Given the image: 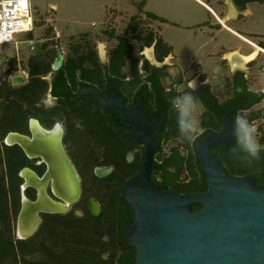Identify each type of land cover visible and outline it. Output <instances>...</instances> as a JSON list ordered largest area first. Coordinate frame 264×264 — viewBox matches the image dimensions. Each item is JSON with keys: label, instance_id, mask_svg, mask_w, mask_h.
Here are the masks:
<instances>
[{"label": "flooded vegetation", "instance_id": "af4514ba", "mask_svg": "<svg viewBox=\"0 0 264 264\" xmlns=\"http://www.w3.org/2000/svg\"><path fill=\"white\" fill-rule=\"evenodd\" d=\"M240 1L244 2L245 0ZM257 1L264 2V0ZM68 51L72 55L77 53L71 48ZM39 54L44 59L46 58L44 65L48 71L33 76L30 72V61L31 58ZM52 54H54L53 59H50ZM145 62L139 68L140 75L135 76L131 69V75L124 72L123 68L114 73L113 62L110 60H72L70 54L57 45L42 47L29 57L28 69L27 72L24 71L23 81L16 82L14 80L17 85H20V88L16 89L20 90L21 94V90L26 85L39 78L48 83L46 97L50 98L49 103L46 100H40L41 102L37 103V108L42 109L40 116L34 115L38 111L36 109L34 111L32 103H28L29 117L26 126L9 132L4 138L0 135L3 147L4 145L18 146L28 160L26 167L17 172V175L23 179L20 190L26 198L36 202L40 192L34 185L24 188L26 180L22 173L25 170H30L40 180L50 174L45 186V193L54 202L66 204L65 200L55 193L49 158L44 156V153L37 151L32 152L34 155L30 156L19 143L8 145L6 142L7 137L12 133L34 140L33 120H36L43 130L50 133L54 132L53 125L57 120L65 123L66 132L60 137V147L69 161L74 178L80 185V196L75 204L80 202L89 190L91 197L87 201V210L91 213H93L91 208L93 201L99 205L100 211H102L97 196L106 198L110 212H120V199L123 201L122 193L125 185L144 169L147 145L142 140L146 138V131L150 129L152 130L153 145L156 147L152 156L151 182L153 185L161 191L176 192L184 196L204 195L208 192L206 175L200 164L197 147L207 135L220 134L225 127V117L233 112L235 118L234 111L227 112L226 107L220 108L218 105L228 99L223 101L218 99L219 104H213L218 114L207 113L203 103V100L207 98L203 92L206 86L199 84L195 91L199 93L197 99L203 109L200 112L202 129L195 140L185 139L178 129L177 112L169 105L170 100L163 98L173 91L167 89L161 80L160 68L166 66L151 65V73L145 75ZM159 63H163V61ZM69 69L70 71L76 69L75 76L73 80H68L66 86L61 72L70 73ZM151 74L159 77L161 86L164 87V95L154 91L153 83L150 81ZM15 93L17 94L18 91ZM99 100L104 102V105H101ZM144 114L146 117L142 116ZM50 121L53 122L52 125L49 124ZM76 121L82 122V129L75 126ZM231 147L226 148L222 144H216L212 146L211 152L219 160V157L224 154L223 148L225 151ZM99 171L104 174L101 172L103 175H100ZM197 181H200V188L203 189L206 186L207 189L200 193L190 191ZM125 205L132 210L130 205ZM70 207L71 204L68 209ZM43 214L49 215L48 213ZM130 222L133 221L125 223L123 227L124 236L119 241L121 247L127 244L125 227ZM133 248H129L130 251ZM129 255L132 257L133 253ZM122 257H125L123 251L120 252V258Z\"/></svg>", "mask_w": 264, "mask_h": 264}, {"label": "water", "instance_id": "95a60500", "mask_svg": "<svg viewBox=\"0 0 264 264\" xmlns=\"http://www.w3.org/2000/svg\"><path fill=\"white\" fill-rule=\"evenodd\" d=\"M154 61L153 66L161 67ZM233 120L230 112L224 119V130L207 135L197 147L208 186L204 195L184 196L153 185L156 147L152 130L146 131L142 140L147 145L144 169L122 193L123 202L132 207L134 215V221L125 227L127 246L136 250L133 264H264V189L251 178L230 176L211 152L216 144L233 145ZM197 204L201 208L195 211ZM91 208L98 216L99 205L93 201Z\"/></svg>", "mask_w": 264, "mask_h": 264}, {"label": "trees", "instance_id": "16d2710c", "mask_svg": "<svg viewBox=\"0 0 264 264\" xmlns=\"http://www.w3.org/2000/svg\"><path fill=\"white\" fill-rule=\"evenodd\" d=\"M153 18H157L153 16ZM158 19V18H157ZM165 21V20H162ZM154 42V37L149 38V46ZM125 37L120 39V44L111 54L113 61L114 73L120 71L124 67L127 57L132 51V46L126 45ZM158 52V60L162 62L165 57L171 52V48L164 44L163 40L159 39L156 44ZM97 60V53L93 54ZM54 56V54H53ZM50 58V57H49ZM72 60L85 61L84 55ZM44 59L41 54L35 55L30 61V72L34 76L46 73ZM131 70L135 76H139V60H132ZM75 70L66 73L61 72L64 85L67 86L68 80H73ZM144 70L151 73V65L148 61L145 62ZM150 81L153 83L154 91L163 93L164 87L161 86L159 77L150 75ZM232 87V97L223 104H219L218 98L211 92L210 87L204 88L203 92L207 98L203 100L207 113H217L216 107L213 104H219L220 108L226 107L234 111V116L251 110L254 106L262 101L260 93L249 90L248 81L244 76L235 79ZM239 90V91H238ZM15 91H18L16 94ZM14 89L6 91L3 96L7 101V106L0 114V135L4 138L9 132L19 130L20 127L26 126L28 119L27 105L32 103L38 111L35 116L41 115L40 108H37V103L41 99V95L45 96L48 91V83L41 79H35L21 90ZM16 94V95H15ZM192 94L198 98L199 93L193 91ZM16 96V99H15ZM176 96L175 90L168 96H163L164 100H170ZM169 101V105H171ZM172 106V105H171ZM33 116V117H35ZM221 117V116H220ZM50 121V125H52ZM199 141V139H198ZM197 141V142H198ZM264 145V141L262 142ZM4 156L0 150V168L7 170V176L4 172L0 174V264H17L16 247L12 244L8 235V224L4 223L8 220L7 215L10 206L14 209L15 216L20 211L21 192L20 186L23 179L17 175L21 169L26 167L27 158L22 150L17 147L5 146ZM223 155L219 157V161L226 169L230 176L238 178H251L255 180L256 186L264 189V151L260 153V159L255 161L251 167H247L239 160L234 159L230 149H226ZM227 163V166L225 165ZM241 166V168L239 167ZM2 171V170H1ZM15 171V173H14ZM207 188H200L194 192H203ZM120 212L104 211L98 216L93 215L87 210L83 217L66 216L52 217L45 215V219L53 220V224H44L41 226L38 233L29 238V240H19L17 248L23 254H33L36 256V261L23 260V264H133L136 257V250L131 251L127 244L120 246L119 241L124 236V225L129 221H134V215L129 206H126L120 199ZM128 207V208H127ZM200 204H197L193 209L199 210ZM6 220V221H7ZM125 253V257L120 258V252ZM130 253L133 256L130 257ZM107 255L105 258L104 256Z\"/></svg>", "mask_w": 264, "mask_h": 264}, {"label": "crops", "instance_id": "0c3cea01", "mask_svg": "<svg viewBox=\"0 0 264 264\" xmlns=\"http://www.w3.org/2000/svg\"><path fill=\"white\" fill-rule=\"evenodd\" d=\"M97 1L98 8L103 6L106 10V16L100 29L78 33L62 31L56 24V18H52L55 9L61 11V7L60 4H53L52 10L54 11L48 10L46 16L38 17L35 30L20 35L16 43L21 39L30 40L29 42L34 48L39 45L38 43L46 42L49 39L56 40V45L61 47L63 44L59 41L69 42L78 36L107 31L108 24H112L111 29L116 30V24L125 20V33L122 36L118 33L107 34L110 40L117 42L113 52L118 48L121 38L127 39L126 33L131 28L133 21L148 18L151 21V28L155 31L154 42L150 45L155 60L159 62L156 50L159 39L171 48V52L160 65L161 67L165 65L168 68L167 72L171 76L170 79L172 78L175 82V87L183 85L184 80L197 79L195 89L199 84H203L210 87L211 92L223 101L232 97L231 85L235 79L244 76L248 81L249 90L260 93L262 97L260 103L264 101V66L258 65L261 54H264V2L257 0H245L244 2L240 0H129V2L116 0L110 7L104 3L106 0ZM69 2L70 4H67L69 8L70 5L75 7L71 12V16L74 17L77 10H82L81 8L87 0H70ZM89 3L90 0H88ZM64 6L65 4L62 8ZM36 9L37 7L35 12ZM178 16L182 17L178 20L175 19ZM38 20L42 21L40 25H38ZM76 24L78 23L76 22ZM168 29H178L190 34L180 52H182L181 56L192 64L188 66L178 64L179 55L176 54L175 43L171 40L172 35L169 36V32L167 33ZM48 33H50V38H41L42 35ZM28 37L30 39H27ZM43 45L41 47H44ZM105 47L107 49V45ZM70 48L72 49V47ZM67 50L64 49V51ZM105 52V59H103L97 51L96 61H111V55L109 56L107 50ZM81 55L84 54L75 53L70 58H78ZM142 55L145 56L144 53ZM202 55L203 59L201 60L200 56ZM230 55L236 57L234 60L236 64L230 61ZM244 57L250 59L244 64L245 67H241ZM146 60H148L147 57ZM148 62L152 65L150 60ZM204 62H207V66L214 64V74L209 73L208 69L203 67ZM203 77L204 80H201ZM228 80L230 82L227 84ZM221 94L224 95V98H220Z\"/></svg>", "mask_w": 264, "mask_h": 264}, {"label": "rangeland", "instance_id": "374dc122", "mask_svg": "<svg viewBox=\"0 0 264 264\" xmlns=\"http://www.w3.org/2000/svg\"><path fill=\"white\" fill-rule=\"evenodd\" d=\"M70 0H31L32 5L34 8L37 7V11L35 12V18L37 20L38 17H42V16H46V13L48 10H52V5L53 4H60L61 7V11H54L53 12V17L52 18H56V24L58 26L59 29H61L62 31H65L66 33H78V32H83V31H93V30H98L102 27L103 21L105 19V14H106V10L105 7L103 6H97V0H90V3L88 4V0L87 2L84 4V6L81 8L82 10H77L76 14L74 15V17L71 16V12L74 11V6L70 5V8L68 7V3ZM116 0H106L104 3L110 5V7H112L113 2H115ZM126 1V0H125ZM129 2V0H127ZM65 4L64 8H62V6ZM88 6H90L88 8ZM198 8V7H197ZM203 14V13H202ZM182 16H178L175 17V19H179ZM204 18V17H203ZM262 18V17H261ZM42 20V18H40ZM45 19V18H44ZM41 20H38V25H40L42 23ZM186 20V18H185ZM40 22V23H39ZM76 22L78 24H76ZM116 23V22H115ZM96 25V26H95ZM116 30L115 29H111L113 26L112 24H108L107 27V31H99V32H95V33H90V34H85L82 37L78 36L75 37L73 39H71L69 42L68 41H63L59 43L63 44L61 47H63V49L67 50L70 47H72V50H75L78 54H84L86 60H96L94 58L95 53H97V51L99 52V54H101V47L103 46V48L105 50L108 51L109 56L112 54V50L113 48L116 46V41H112L110 40V38H108L109 36L107 34H120L121 36L125 33V25H126V21L122 20L120 21L118 24H116ZM151 21L148 18L145 19H140L138 21H133L131 28L128 30V33H126L127 36V43L126 45L132 46V51L129 54V56L127 57L126 63L123 67V71L124 72H128L129 75L131 72V63L132 60L136 59L139 60V68L141 66V64L143 62L146 61V57L142 55V53L146 50V49H152L151 46H149V38L151 36L154 37L155 35V31L151 28ZM114 31V32H113ZM169 32V33H168ZM168 35H172L171 40L175 43L176 46V54L179 55L178 59V64H182L185 66H188L189 64H192L191 62H189L188 60L184 59L181 55L182 52H180V50L183 49L184 47V43L186 42V40L188 39V37L190 36V34H188L185 31L182 30H178V29H168L167 30ZM50 33H48L47 35L45 34L44 36L42 35L41 38H50L51 36L49 35ZM167 35V37H168ZM40 38V39H41ZM27 39H30V37H28ZM30 40H25V39H21L18 43H11V44H4L2 46H0V114L2 113V111L4 110V108H6L7 106V101L4 100L3 96L5 95L6 91L8 92L9 90H14L16 88H20V85H17V83L14 82V78L17 76H23L25 77V72H27V62L30 56H32L34 53H36L37 51H39L42 47V45L45 47L46 46H56V40H46V42H42V43H38L39 45L34 48H32L31 43L29 42ZM112 41V42H111ZM105 45H107V49L105 47ZM179 46V48H178ZM43 47V48H44ZM67 54H70V56L72 55L71 53H68L69 51H66ZM106 54V52H105ZM101 56V55H100ZM201 60L203 59V55L200 56ZM50 59H53V54L50 56ZM258 65L260 66H264V54H261L260 60L258 62ZM203 67L208 69L209 73L214 74V64H211L209 66H207V62L203 63ZM167 67H162L160 68V74H161V80L163 85L167 88V89H172L173 91L176 90V95H178L179 93L177 92V87H175V82H173L172 78L170 79V75L167 72ZM145 75H147V72L145 71ZM204 80V77L201 79ZM197 81V79H193L190 78L188 80H184V84L183 86V90L185 92H193V83L195 84V82ZM227 84L228 82H230L229 80L226 81ZM192 87V88H190ZM228 87V86H227ZM226 91V87L224 89ZM220 98H224V95H219ZM41 97V101L46 100L47 103H49V99L47 98L46 95L44 96H40ZM40 101V102H41ZM203 109L202 107L199 110L198 113V119L200 120V115ZM239 115H243L245 116L250 123H253L256 128H257V136L259 139V142L262 144V142L264 141V101L260 104H257L256 106H254L251 110L245 111V112H241ZM202 127L200 126V131H201ZM200 131L198 132V134L200 133ZM197 134V135H198ZM0 150L3 153L4 156V152H5V147H3V142L0 141ZM225 165L227 166V163H225ZM225 167V166H224ZM241 168V166H239ZM2 170V171H1ZM4 172L5 176H7V170H5L4 168H0V174ZM198 188H200V181L195 182L194 187L190 189V191L194 192L195 190H197ZM21 192V200H20V211L22 208V199H23V192L20 190ZM91 192L88 190L87 191V195H84L82 200L78 203H73L71 204L70 209H68L66 212L64 213H60V214H49L50 216L56 218V217H66V216H77V217H83L85 212L87 211V201L89 200V198L91 197L90 194ZM95 196V195H94ZM97 196V195H96ZM97 199L99 200L101 206H102V211H99V214L103 213L104 211H110V209H108L107 207V200L105 197H100L97 196ZM20 211L18 212V215L15 216L14 214V209L12 208V206H10V210L8 212V220L5 219L4 223L8 224V235H9V239H11L12 244L16 247V255H17V264H23V260L24 258H26L27 261H36V256L29 253V254H22L21 251L18 250L17 248V243L19 240H29V239H23L20 238L18 236V232H17V222H18V217L20 214ZM93 214V213H92ZM46 214L43 213H39V216L41 218L40 220V224L39 228H37L36 233L34 234V236L38 233V231L40 230L41 226L44 224H53V220L48 218V220L45 219ZM7 220V221H6ZM42 222V223H41ZM1 223H0V228H1ZM33 236V237H34ZM105 258L107 257V255L104 256Z\"/></svg>", "mask_w": 264, "mask_h": 264}, {"label": "bare ground", "instance_id": "6f19581e", "mask_svg": "<svg viewBox=\"0 0 264 264\" xmlns=\"http://www.w3.org/2000/svg\"><path fill=\"white\" fill-rule=\"evenodd\" d=\"M264 51V50H263ZM144 55L152 62L154 61V55L152 49H146ZM256 55V54H255ZM101 56L105 59V49L101 47ZM229 59L231 62L236 64L234 61L236 57L230 55ZM250 58L244 57L242 59L241 67H245V63ZM16 82L23 81V76H17L14 78ZM32 130L34 132V140H29L27 137H22L16 134H10L6 142L8 145L19 143L30 156L34 154L32 152L37 151L44 153L43 155L49 158V165L52 171V178H54V189L57 196L65 200L66 204L56 203L50 199L45 193V186L47 180H40L30 170H25L22 176L26 180L24 188L29 185H34L39 189V197L36 202L30 201L25 196L23 197V210L18 218V236L23 239H28L36 232L40 225V212H61L67 211L70 204L76 201L80 195L78 182L74 178L71 171L69 161L62 152L60 147L61 134L54 132H46L36 121H32ZM99 171V174L103 175L104 172Z\"/></svg>", "mask_w": 264, "mask_h": 264}, {"label": "clouds", "instance_id": "9594fccd", "mask_svg": "<svg viewBox=\"0 0 264 264\" xmlns=\"http://www.w3.org/2000/svg\"><path fill=\"white\" fill-rule=\"evenodd\" d=\"M192 87L195 90L194 83ZM177 92L179 94L173 97L170 103L177 112L178 129L185 139L193 141L200 131L198 113L202 106L196 96L183 90L182 85L177 87ZM75 126L80 129L83 127L80 121H76ZM53 130L58 134H64L66 132L65 123L57 120L53 125ZM233 135L235 142L230 148L233 158L251 167L255 161L260 159V153L264 151V145L259 142L257 136L256 126L250 123L245 116L237 114L233 120Z\"/></svg>", "mask_w": 264, "mask_h": 264}, {"label": "built area", "instance_id": "2783aa9c", "mask_svg": "<svg viewBox=\"0 0 264 264\" xmlns=\"http://www.w3.org/2000/svg\"><path fill=\"white\" fill-rule=\"evenodd\" d=\"M35 27L31 0H0V46L16 43L20 35L33 32Z\"/></svg>", "mask_w": 264, "mask_h": 264}]
</instances>
